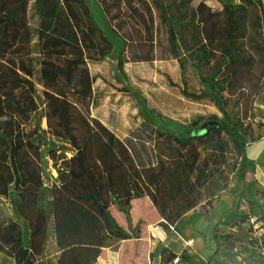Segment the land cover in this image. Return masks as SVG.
Wrapping results in <instances>:
<instances>
[{"label": "trees", "instance_id": "16d2710c", "mask_svg": "<svg viewBox=\"0 0 264 264\" xmlns=\"http://www.w3.org/2000/svg\"><path fill=\"white\" fill-rule=\"evenodd\" d=\"M93 1L117 43L95 23L86 0H0V197L15 217L0 225V252L14 264H48L51 237L55 264H97L112 240L140 237V222L132 225L130 214L134 199H149L167 227L194 208L208 215L232 180L244 178L245 146L264 137V123H245L251 97L264 88V0H218L219 10L203 0ZM156 20L167 35L162 48L178 62L183 96L211 102L220 116L178 124L177 134L143 121L121 139L91 116L94 78L88 64L116 48L126 78L127 49L135 50L133 61L156 60ZM188 70L199 88L189 90ZM41 144L58 179L48 196ZM218 225L208 261L219 255L232 262L227 250L233 244L224 249ZM170 254L167 264L177 256ZM180 256L193 263L185 251Z\"/></svg>", "mask_w": 264, "mask_h": 264}, {"label": "rangeland", "instance_id": "374dc122", "mask_svg": "<svg viewBox=\"0 0 264 264\" xmlns=\"http://www.w3.org/2000/svg\"><path fill=\"white\" fill-rule=\"evenodd\" d=\"M86 1L90 6L95 23L104 30L114 44L117 43L116 38L106 27L99 6L93 0ZM198 1L200 0L193 1L192 5ZM203 1L212 10L221 8L218 0ZM189 7H184L182 11L185 9L184 12H189ZM156 21V60L133 61L135 50L127 49L125 52L127 61L124 65L126 78L122 76L117 67L116 48H113L104 60L89 62L88 64L89 71L94 78L91 116L98 118L121 139L127 137L131 132L137 131L143 121L162 131L177 134L179 132L178 124L186 125L194 120L203 122L213 114L220 116L219 111L211 102L206 100L196 102L183 96V84L178 62L167 56L166 48H162L163 44L166 43L167 35L165 29L159 26V21ZM34 22L29 7L31 32ZM161 57L166 58L160 59ZM34 68L36 69L35 65ZM186 76L189 90L199 88L193 72L188 70ZM39 90L40 87L37 86L38 95ZM148 108L159 113L161 118L152 116L148 112ZM247 109L245 123H253V126L257 123H264V88H260L251 97V103L248 104ZM37 120L40 128L44 129L46 122L45 119L40 118V110L37 112ZM140 135L144 137L146 134L141 130ZM226 151L233 154L235 150L230 144H227ZM40 166L41 177L46 189L45 194L48 196L49 187L52 183H58V179L56 168L48 156L46 146L43 144L40 147ZM235 180H232V184ZM233 188L231 186V190ZM261 197L264 198V194H261ZM245 202L234 204L228 210L229 213L218 221L217 233L220 236V243L224 249H227L228 243L233 244V249L227 250L231 256L235 255V249L248 255L264 256V254H260V251L264 249V238L260 241L257 236L252 235L255 229L250 221L251 218H256L258 222L260 216L264 215V204H258L255 200H246ZM111 212L117 221L126 228L127 224L123 214L114 206L111 207ZM130 214L132 225L140 222V237L122 241L112 240L108 247L102 249L98 264H167L170 253L180 257L178 264H194L199 261H202L203 264H225L222 260L215 258H213V262L208 261L211 249L207 238L212 231L206 221H195L192 225L188 220H180V218L178 220L181 221L180 224L177 222L175 226L167 227L147 198L137 200L133 206L131 204ZM244 214L247 215V220L244 223L234 224V221H237ZM205 216L202 215V217ZM11 220H15L11 205L7 199L0 197V225H6ZM189 227L192 228L190 232ZM194 230L198 233L200 231L199 234L202 235V238L205 237V242L204 240L201 242L196 240L197 234L194 233ZM226 235L229 237L225 238ZM191 238L195 242L193 243L195 248L193 245L184 244L183 240ZM184 245H186L185 249H183ZM192 248L198 250V258H191L193 263L180 256L183 251ZM45 256V261L48 264H55L57 251L52 237L48 241ZM0 264L14 263L12 258L0 252Z\"/></svg>", "mask_w": 264, "mask_h": 264}, {"label": "crops", "instance_id": "0c3cea01", "mask_svg": "<svg viewBox=\"0 0 264 264\" xmlns=\"http://www.w3.org/2000/svg\"><path fill=\"white\" fill-rule=\"evenodd\" d=\"M242 159L245 160V164L247 167V171L244 175V178L240 181L235 180L234 184H231L234 188L232 190L224 191L220 197L213 203L212 207L209 209L208 215L202 217V215L198 212L196 208L191 209L190 211L186 212L180 220H188L190 223L195 221H206L208 226H210V230L212 231L209 238H207V242L210 245L211 253L215 250V243L212 238L213 229L218 223L219 220L223 219L225 215L229 212L228 210L233 207L234 204L246 203V200H255L258 204H264V198L261 197V192H264V137H260L259 139L250 142L247 144L243 150ZM146 198V197H145ZM143 199V198H142ZM140 199H134L131 201L133 206L134 202H137ZM181 221H178L177 224H180ZM192 227V226H191ZM189 227V232L192 231V228ZM254 233L253 236H257L260 241L264 238V222L258 219L257 224L254 226ZM188 232V234H189ZM194 233L197 234L196 240L201 242L204 240L205 237L202 238L200 231L194 230ZM188 234H185L186 236ZM184 244H189L191 241L190 246L193 245L194 247V240L193 238L188 240H183ZM186 248L184 245L183 249ZM187 249L185 253L189 255L191 258H198L196 249ZM259 251V250H258ZM264 254V249L260 251V254ZM193 254V255H192ZM215 259L222 260L225 264H264V256H256V255H248L247 253H243L241 251H237L235 249V255H232V259L234 261L230 262L227 261L223 256H216ZM202 260H204L202 258ZM235 262V263H233ZM99 260H97V264Z\"/></svg>", "mask_w": 264, "mask_h": 264}, {"label": "built area", "instance_id": "2783aa9c", "mask_svg": "<svg viewBox=\"0 0 264 264\" xmlns=\"http://www.w3.org/2000/svg\"><path fill=\"white\" fill-rule=\"evenodd\" d=\"M250 221H251V224H253V226H255L256 225V223H257V219L256 218H251L250 219ZM188 244V243H187ZM191 244V241L189 242V245ZM178 261H179V257L178 256H176L169 264H177L178 263Z\"/></svg>", "mask_w": 264, "mask_h": 264}]
</instances>
